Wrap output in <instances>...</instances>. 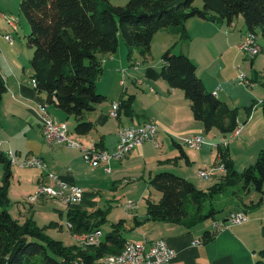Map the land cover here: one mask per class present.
Returning <instances> with one entry per match:
<instances>
[{
    "label": "crops",
    "instance_id": "0c3cea01",
    "mask_svg": "<svg viewBox=\"0 0 264 264\" xmlns=\"http://www.w3.org/2000/svg\"><path fill=\"white\" fill-rule=\"evenodd\" d=\"M2 17L0 16V19ZM240 24V26H236L234 21L228 24L226 20L193 18L187 22L189 40H183L177 44L179 30L165 29L170 40L164 41V51L180 49L181 54L186 55L195 63L197 75L210 93L221 88L217 99L228 106L229 102L227 101H232L233 93L228 84L230 79L227 80V74L235 80L238 73L236 69L231 73H225L227 66L224 59L226 57L229 62L234 61L237 67L241 54L239 45L245 40L248 33L245 22ZM2 35L6 34L2 32ZM2 35H0V73L5 81L6 93L0 105V153L8 162V154L11 151L18 162L33 156L41 158L47 166L44 171L22 168L18 164L10 165L9 213L14 218L11 210L13 192L17 193L15 194V199H19L16 200L17 203L22 199L31 205V210L37 206L39 210L44 211H46L45 206L50 204L53 207L52 211L62 218H67L69 209L86 212L101 210L98 209L100 205L99 193L102 184L105 183L103 181L106 177L104 174L108 173L105 172L103 166L93 168L86 164L77 148L60 144L51 146L46 142L41 122L44 111L56 123H64L67 126V121L74 117L67 116L56 104L49 103L47 94L37 92L32 79L33 70L32 73H28L29 69L24 66V61L18 60L16 55L7 54V49L3 54L2 49L6 40ZM125 46L120 39L117 53L113 56L107 55L111 56L110 60H106V56L103 57L104 70L96 83V90L106 97V101L98 105L95 111L89 113L87 117H90L88 121L95 124V129L86 136L72 134L70 135L71 139L85 147L95 146L100 150L112 153L116 150L118 131L122 126L139 127L147 122H154L158 126L156 137L158 147L153 142H147L134 149L120 162L112 160L109 164L111 167V173L108 174L111 176L110 180H113L114 183L125 182L128 178L130 181H135L141 175L143 178L147 177L150 184V180L156 174L171 172L196 186L200 183L199 171L214 169L213 165L218 158L216 157L218 151L210 149V145L209 147L205 145L197 151L183 148L177 143L175 136L202 135L203 128L201 123L193 118L190 102L186 99L183 91L170 88L168 83L163 80L161 77L162 67L160 70L153 66L140 67L137 69L140 73H114L117 70L125 69V53H128L130 61L129 49ZM219 61L222 64L219 65L218 72L212 73V66ZM230 66L232 65H229V69ZM251 96L255 95L245 96L241 104L247 113L246 116L240 115L238 110V124L244 127L242 133L255 125L254 111L262 103L259 101L250 105ZM123 102L130 104V114H127L121 107ZM114 103L119 105L116 121H113L111 116ZM76 124L77 120L75 119L74 131ZM252 129H249L250 132ZM221 143L222 140L219 139L216 144L220 145ZM182 151L184 156H182ZM208 151L211 153L210 156ZM262 152L264 153L263 149L254 152L251 159L255 158L256 160ZM13 167H16L17 170H13ZM6 170L7 164L0 163V185L3 184ZM49 173L57 175L62 182L81 187L84 191L82 202L74 206H63L45 197L30 201L39 185H54V182L48 178ZM218 173L219 176L215 173L213 176L218 180L217 183L220 182L225 172ZM197 189L200 188L197 187ZM238 199L234 198V201L229 204V207L233 205L234 208L229 210L222 220L218 221L217 218L212 220L216 226L214 230L202 232L199 225L192 229H185L173 223L146 221L147 201L151 199L146 200L145 216L132 214L133 224L131 226H126L125 218L120 220L124 222L120 229L128 243L151 245L158 240H165L175 251L174 259L168 264H263L264 195L248 190L244 194L238 195ZM48 212L51 213V211ZM238 212H243L247 221L242 225L229 226L228 217ZM26 215H29V212ZM32 216L23 215L22 217L26 222L33 220ZM205 232H210L213 236L208 243H204L203 240ZM198 240L201 241L200 245L195 243Z\"/></svg>",
    "mask_w": 264,
    "mask_h": 264
},
{
    "label": "trees",
    "instance_id": "16d2710c",
    "mask_svg": "<svg viewBox=\"0 0 264 264\" xmlns=\"http://www.w3.org/2000/svg\"><path fill=\"white\" fill-rule=\"evenodd\" d=\"M99 1L20 2L21 12L31 28L27 44L34 50L31 67L36 90L47 94L49 103L77 120L75 133L81 136L95 129V124L85 120V116L106 101L97 92L96 83L104 70L103 57L117 53L121 37L129 49L130 60L134 48L147 60L153 38L161 30L178 29L176 44L189 40L187 22L193 18L226 20L231 24L242 16L248 33L256 36L260 33L264 38V0H203V9L195 6L197 0H186L177 10L171 8L175 0H129L126 7L108 6L104 10H100ZM161 77L170 88L183 91L193 118L203 125L207 134L215 129L226 138L239 128L238 109L229 107L206 89L197 75V66L186 55L168 49L162 55ZM5 93L6 85L0 73V105ZM127 102L121 107L130 114ZM261 107L264 119V101ZM217 151L225 174L207 190H199L192 182L171 172L156 174L150 185L161 198L157 203L147 201L146 221L192 229L220 214L214 209L213 200L228 188L242 185L243 190L264 195L263 154L256 163L238 173L227 146ZM0 163L7 164L0 185V264H100L106 256L120 255L126 248L128 242L120 229L123 221L113 226L99 246L95 242L84 247L76 243L67 246L52 239L46 233L48 227L40 228L33 220L19 223L8 211L11 163L1 153ZM67 220L72 225L71 233H90L101 239L100 225L106 222V212L69 209ZM57 225L52 223L50 227ZM212 238L210 232L203 235L204 243Z\"/></svg>",
    "mask_w": 264,
    "mask_h": 264
},
{
    "label": "rangeland",
    "instance_id": "374dc122",
    "mask_svg": "<svg viewBox=\"0 0 264 264\" xmlns=\"http://www.w3.org/2000/svg\"><path fill=\"white\" fill-rule=\"evenodd\" d=\"M20 2L21 0H0V16H3L0 19V33L2 34L3 32L4 34H8L13 39V44H10L7 40L5 41V45L3 46L2 51L4 54V51L7 49V54L11 53V56L16 55L18 57V60L25 62L24 66H27L29 69L28 73H32L30 61L33 56L34 50L30 48L27 44V36L31 32V28L25 16L21 12ZM128 3L129 0H100L99 8L100 10H104L108 8V6L126 7ZM195 6L200 9H203V0H197ZM5 15L10 17V23H12L13 27L17 29L11 28L10 24L7 22V19L4 18ZM240 23H244V19L242 16H239L238 18L234 19V25L240 26ZM257 38L258 45L262 49L260 55H258L257 57L250 58L244 53H241L237 62V67L234 61L229 62L228 58L226 57L224 59L225 65L227 66L225 73H231V71L235 69L238 73L235 80H233L232 76L227 74V80L230 79V83L228 84L233 90H231V92L233 93V99L232 101L227 102H229V106L231 108L237 106L235 108H239L238 110L240 115L244 116H246L247 113L245 109H243V105L241 104L245 96L247 97L249 96V94L253 96L255 95L254 97L251 96L252 101L249 102L250 105L255 102L258 103L259 101H264V38L261 36L260 33H258ZM166 39H169V35L166 30H161L154 36L152 42L151 55L148 57L147 60L141 57L140 51L137 48L133 49V58L130 61L128 60V53H125V69L117 70L114 73H140V71H137V69L146 66H153L157 70H160V68L162 67V55L167 51H164L163 47V43ZM121 41L125 45V42L122 37ZM172 51L174 54H181L180 49L178 48H176L175 50L172 49ZM234 53L236 54V52ZM7 58L10 59V57ZM105 59L110 60L111 56H106ZM221 64V61L215 63L211 68L212 73L218 72L219 65ZM229 65H232L230 66V69ZM20 73L22 72L20 71ZM242 73L246 75L247 79L250 82L254 83V87L246 88L239 85L238 76ZM221 100H223V97H221ZM88 115L89 113L86 114L85 120L90 119V117L87 118ZM254 115L256 121L255 125L251 127L253 128L252 131L250 132L249 129L251 128H248L243 133L241 132L242 135L240 134L237 138H231V136L225 138L215 129L212 130L211 133L207 134L204 131L203 125L200 124L203 128L202 135L206 139L207 147H209V145L211 146L210 149L216 151V149L212 147V144H216L217 140L219 139L222 140V143L228 142L229 155L234 163L235 170L238 173H242L246 168H248V166H250V164L256 163V161L260 158L261 154L264 155V153L262 152L256 160L255 158L251 159V156L254 152H257L262 149L264 150V119L261 105L257 106L254 111ZM112 120L116 121L115 118H112ZM67 122L70 135L75 134V119L72 118L70 121ZM214 139L216 140L213 141ZM79 144L85 147L81 143ZM78 150L83 156L82 151L80 149ZM208 154L209 156L211 155L209 151ZM216 157H218L217 154ZM245 165L247 166L245 167ZM213 167L215 170V175L219 176L218 172L224 173L220 170L221 162L218 158ZM13 170H17V168L13 167ZM104 175L106 176L103 179L105 183L101 186V191L99 193L100 205L98 207V209H101L106 212V222L100 225V230L103 233L101 237L102 241L105 240L106 236L113 230V226L117 224L120 220L125 218V220H127L125 222L127 223L126 226H131L133 224L132 214L141 217H143V215L145 216L146 200L151 199L153 202L156 203L160 200L161 197V194L148 183L147 177L143 178L140 175L138 176V178H136L137 180L135 181H130L128 178V180H125V182L114 183L113 180H110V175ZM216 181L218 182L215 177L208 180L200 178V183L196 186L201 190H207L209 186L212 187L213 185H215L217 183ZM245 192L246 190L242 189V185H239L235 188H228L221 195H217L213 200L214 209L220 212V214L216 216V220H222L225 214L229 210L234 208L233 205L229 207V204L234 201L233 199L235 198L236 200H239L238 195L244 194ZM15 194L17 193L13 192L11 210L13 212L14 218L19 219V222L21 224L22 222H24V218L22 217L23 215L29 217L33 215L32 218L38 227H48L46 233L49 237L55 240H60L67 246L75 245L76 242L71 237L73 233L70 232L71 229L67 228V218H62L56 215L55 212L52 211V205H46V211L41 209L39 210L37 206H35V208L31 210V205L25 200L20 199L19 203H17L16 200L19 199H15ZM130 202H133L135 204L136 208L134 210L127 208ZM207 210L209 211V207ZM48 211H51L52 214ZM28 212L29 215H26ZM52 223L58 225L55 227H50V224ZM199 226L201 227L200 230L202 232L204 230H214L216 227L212 220H207ZM124 230L126 231L127 229ZM90 246L93 247L92 245Z\"/></svg>",
    "mask_w": 264,
    "mask_h": 264
},
{
    "label": "built area",
    "instance_id": "2783aa9c",
    "mask_svg": "<svg viewBox=\"0 0 264 264\" xmlns=\"http://www.w3.org/2000/svg\"><path fill=\"white\" fill-rule=\"evenodd\" d=\"M7 19V22L10 24V17L4 16ZM11 25V24H10ZM11 28H14L11 25ZM0 35H2L0 33ZM5 40H9L10 44H13V39L10 35H2ZM239 51L244 53L250 58H255L260 55L262 51L261 48H257L254 42H249L246 39L239 45ZM239 85L252 88L254 87L253 83L250 82L246 75L243 73L238 76ZM221 88L216 89V95L219 94ZM119 105L113 104V112L111 116L114 118V110H118ZM45 110V109H43ZM42 126L44 129V137L46 142L51 145V140H60V145H66L71 148V145H80L78 142L74 141L70 137L68 126L64 123H56L45 111L44 115L41 117ZM243 126L239 125V130L237 135H230L231 138H237L242 130ZM158 135V126L154 122H147L139 127H126L122 126L118 131V143L116 150L112 153L106 151L105 153H98V148L95 146L83 147L85 149V156H82L84 162L93 168L103 166L105 172L110 174L111 167L110 162L121 161L127 155H129L137 147L143 146L147 142H153L156 147L158 143L156 137ZM177 143L187 149L191 150H201L205 145H207L206 139L203 135H190V136H175ZM225 145H228V142L219 144H212V147L218 150V148L225 149ZM1 146V142H0ZM218 159L221 162L220 154L218 153ZM9 162L11 165L18 164L22 168H32L38 170H46L47 166L45 162L38 157H30L25 159L22 162H18L16 157L10 151ZM221 165L223 163L221 162ZM219 170V168H218ZM214 169L211 170H201L198 173V176L202 179H212L214 176ZM54 185L41 184L38 186L37 191L33 197L30 198V201H35L40 197H45L52 200L56 204L63 206H74L82 202L84 191L81 187L62 182L59 180L57 175L48 174ZM127 208L134 210L136 208L133 202H130ZM247 221L246 215L233 214L230 215L227 219L229 226L242 225ZM69 229L72 228L70 223H67ZM72 239H89V242H98V246L101 244L102 240L96 236H90V233L84 234H72ZM196 244H201V241H196ZM144 252H151V260L138 261V254ZM175 257V251L168 245L165 240H158L151 245L145 243H131L129 242V250L126 252L125 256L120 259L119 262H124V264H168ZM100 264H117V262H106L105 259L101 261Z\"/></svg>",
    "mask_w": 264,
    "mask_h": 264
},
{
    "label": "bare ground",
    "instance_id": "6f19581e",
    "mask_svg": "<svg viewBox=\"0 0 264 264\" xmlns=\"http://www.w3.org/2000/svg\"><path fill=\"white\" fill-rule=\"evenodd\" d=\"M12 25V23H10ZM10 25V26H11ZM247 41L249 42H254L257 48H260L258 45V41H257V36L255 34L252 33H247L246 38ZM9 41V40H7ZM214 94L216 95V92H214ZM218 95V94H217ZM117 113L118 110H114V118H117ZM238 130L239 128L232 134V135H237L238 134ZM60 144V140H51V146ZM227 145H225L226 147ZM71 147L73 148H78L82 151L83 156H85V149H81V145H71ZM106 151L104 150H100L98 149V153H105ZM9 155V159H10V153ZM221 171H225L224 166L221 165L220 167ZM236 214V213H233ZM231 214V215H233ZM237 214L239 215H245L243 212H238ZM95 235V234H94ZM93 236V235H92ZM98 237V235H97ZM76 244L80 245V246H86L89 243H95V242H89V239H75ZM126 248L123 250V252L120 255H109L105 257V261L106 262H117V264H124V262H119L120 259H122L126 252L129 250V243H127V245L125 246ZM145 260H151V252H144V253H139L138 254V261H145Z\"/></svg>",
    "mask_w": 264,
    "mask_h": 264
},
{
    "label": "water",
    "instance_id": "95a60500",
    "mask_svg": "<svg viewBox=\"0 0 264 264\" xmlns=\"http://www.w3.org/2000/svg\"><path fill=\"white\" fill-rule=\"evenodd\" d=\"M185 4H186V0H175L173 4L171 5V8L174 10H177Z\"/></svg>",
    "mask_w": 264,
    "mask_h": 264
}]
</instances>
